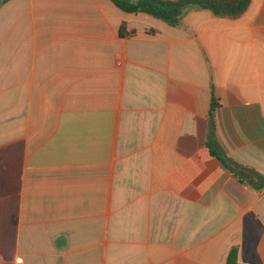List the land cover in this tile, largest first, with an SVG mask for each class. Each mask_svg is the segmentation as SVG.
<instances>
[{
	"label": "crops",
	"instance_id": "1",
	"mask_svg": "<svg viewBox=\"0 0 264 264\" xmlns=\"http://www.w3.org/2000/svg\"><path fill=\"white\" fill-rule=\"evenodd\" d=\"M232 249L264 264V0L177 25L109 0L1 5L0 264Z\"/></svg>",
	"mask_w": 264,
	"mask_h": 264
},
{
	"label": "trees",
	"instance_id": "2",
	"mask_svg": "<svg viewBox=\"0 0 264 264\" xmlns=\"http://www.w3.org/2000/svg\"><path fill=\"white\" fill-rule=\"evenodd\" d=\"M9 0H0V6ZM117 8L126 13H145L154 18L163 20L170 25H177L184 13L191 9L208 10L221 18H236L243 14L251 0H109ZM124 25H121L119 34H124ZM216 103L211 102L209 111L210 129L213 128V111ZM209 146L207 142V147ZM213 153V152H211ZM214 154V153H213ZM223 165L235 175H239L234 168L226 162L224 157H218ZM227 264H238L236 250L230 251Z\"/></svg>",
	"mask_w": 264,
	"mask_h": 264
}]
</instances>
